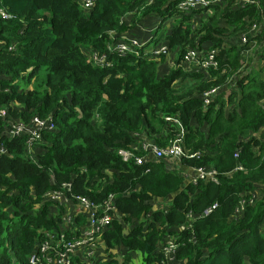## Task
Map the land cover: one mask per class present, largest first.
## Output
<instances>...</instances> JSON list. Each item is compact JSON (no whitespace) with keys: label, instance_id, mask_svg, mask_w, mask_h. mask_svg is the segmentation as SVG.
<instances>
[{"label":"trees","instance_id":"1","mask_svg":"<svg viewBox=\"0 0 264 264\" xmlns=\"http://www.w3.org/2000/svg\"><path fill=\"white\" fill-rule=\"evenodd\" d=\"M255 1L226 0L196 20L205 10L180 12L181 0H96L88 12L78 0H0L9 15L0 14V109L8 112L0 143L9 152L0 157V264H31L45 232L59 231L61 219L45 201L54 191L96 205L115 197L122 219L104 234L108 257L121 259L112 264L166 263L159 249L167 235L178 237V263L264 264V0ZM150 16L176 22L165 36L175 64L165 76L144 57L148 45L139 56L108 50L112 32L127 34ZM252 44L261 45L256 67L242 56ZM191 48L217 50L218 68L185 69ZM91 52L108 64H94ZM213 89L219 94L206 105L202 97ZM35 117L51 118L56 130L43 131L31 153L26 136H2L9 119ZM180 136L185 152L197 154L181 168L119 154L142 157L146 139L166 150ZM189 168L214 169L218 182L188 183ZM255 191L259 199L251 198ZM159 200L164 205L154 209ZM192 214L199 217L193 227L178 232ZM118 249L122 257L113 254Z\"/></svg>","mask_w":264,"mask_h":264},{"label":"built area","instance_id":"2","mask_svg":"<svg viewBox=\"0 0 264 264\" xmlns=\"http://www.w3.org/2000/svg\"><path fill=\"white\" fill-rule=\"evenodd\" d=\"M155 0H147L151 5ZM81 8L88 12L90 11L96 0H78ZM255 0H236L237 6H246L247 4L255 3ZM226 0H181L178 5L180 12L190 13L195 10H205L207 15L211 14V10L214 6L225 5ZM3 18H9V15L0 11ZM259 32V28L254 26L251 33L256 35ZM111 41L108 44V50L112 53H117L121 57L133 54L139 56V49L143 47V44L136 38L131 37L129 34H118L112 32L110 34ZM241 42L243 45H248L249 41L246 36H241ZM257 44V43H255ZM170 53L167 46H161L155 50L147 49L144 53V57L150 60L160 59L163 54ZM217 50H199L191 48L188 50L183 58V67L189 71L207 73L210 69L218 68ZM88 58L96 65L106 66L107 56H101L98 52L88 53ZM219 89H213L205 93L202 97L206 105L210 104L212 100L218 96ZM0 117L6 119L8 112L6 109H0ZM167 121H175L180 127L181 124L178 120L167 118ZM56 125L51 118L41 120L35 117L30 123H24L22 121H16L9 119L7 127L2 136H6L10 139H14L21 136L28 138L29 153L34 148L33 143L42 140L43 131H55ZM182 136L171 145L169 149H160L154 142L146 139L142 142V150L144 155L142 157H136L132 153L127 151H120L119 154L124 161L134 159L136 164L145 165L151 161H160L169 157L174 163H179L181 168V162L184 158H194L197 154L189 155L185 152L181 146ZM8 150L3 144L0 143V157L8 155ZM170 162V163H173ZM178 168V169H179ZM185 178L188 179V183L197 184L198 181H210L217 183V172L211 168H189L185 172ZM65 189L71 190V185H65ZM45 201L53 204L56 209L55 215L60 217L61 223L59 231H46L44 237L40 239L34 252L30 256L31 264H73L78 260L80 264H112L115 260L120 262L121 259H110L105 247L104 234L110 229L115 221H121V214L118 212L115 206V197H109L103 205H96L84 196H67L62 191L50 192L45 196ZM160 207L164 205L163 200ZM157 201V203H160ZM217 205H213L211 208L205 210L200 216L207 217L214 210ZM158 209V208H157ZM150 216V215H149ZM199 218L197 215L189 216V225L179 227L178 232L189 230L193 227L191 222ZM84 227V229H83ZM178 237L176 235H167L162 240L160 253L165 256V262L161 264H184L183 262H177L175 257ZM114 255H118L117 251L113 252ZM123 255H118L122 257Z\"/></svg>","mask_w":264,"mask_h":264},{"label":"rangeland","instance_id":"3","mask_svg":"<svg viewBox=\"0 0 264 264\" xmlns=\"http://www.w3.org/2000/svg\"><path fill=\"white\" fill-rule=\"evenodd\" d=\"M206 16H207V13H204L203 15L199 14V15H196L195 19L196 20H204V19H206ZM133 17L129 16V17H127V20L130 21ZM175 23L176 22H174V18L168 19V20H163L162 18H160L158 16H150V17H146V18L142 19L138 23V25H136L135 30H137L141 34H144V37H146V38L155 37L156 39H159L156 44L151 43L148 45V48L151 51V50H155L157 48H160L161 46H167L165 36L171 31V29L175 25ZM158 28H160V29H159L158 33L155 34L156 29H158ZM229 39H230V41H232L234 43L237 42V40H233L231 38H229ZM140 43H141V41H140ZM248 47L249 48L245 49L247 51L242 54V56H245V57L247 56L246 58H249V61L245 65H247L249 63L252 66L256 67L258 65V59L260 56L259 50L261 49V45L258 44L256 46V45L252 44V45H249ZM154 61L158 62L160 65V68H159L160 69V73H159L160 76L168 75L170 73V71L175 66L174 55L170 54V53L169 54L168 53L163 54V56H161L160 59H156ZM42 78L44 79L45 77H42ZM133 148L135 150L139 149V147L137 145H135ZM163 160H167L166 162H173L170 160L169 157H165V159H163ZM177 166H179V163H177ZM260 196H262L261 191H255V192L251 193V198H253V199H256V198L259 199ZM137 258L138 257H136L135 259H137ZM138 264H141V263L138 262Z\"/></svg>","mask_w":264,"mask_h":264},{"label":"crops","instance_id":"4","mask_svg":"<svg viewBox=\"0 0 264 264\" xmlns=\"http://www.w3.org/2000/svg\"><path fill=\"white\" fill-rule=\"evenodd\" d=\"M126 20H127V18H125ZM127 21H129V20H127ZM130 22V21H129ZM127 34H129L131 37H133V38H136V39H138L139 41H141V43L143 44V46H147V45H149L150 43H151V41H153V39H156L155 37H148V38H146V37H144V34H141L140 32H138L137 30H135V29H133V30H130ZM143 35V36H142ZM142 39V40H141ZM147 49H149L148 47H147ZM160 203H157V201H153V207H154V209H157V208H159L160 207V204H161V201H159ZM83 229H84V227H83ZM129 230H130V228H127L126 227V233L127 232H129ZM165 238V237H164ZM163 238V239H164ZM162 239V240H163ZM117 253H118V255H124V250H122V249H118L117 250ZM136 257H139L137 254H136V256H134V259L136 258ZM135 261H136V259H135Z\"/></svg>","mask_w":264,"mask_h":264}]
</instances>
